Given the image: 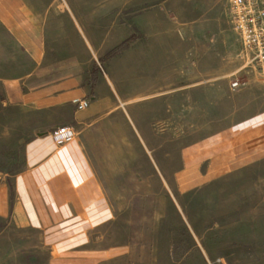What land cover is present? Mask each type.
<instances>
[{
	"label": "crops",
	"instance_id": "0c3cea01",
	"mask_svg": "<svg viewBox=\"0 0 264 264\" xmlns=\"http://www.w3.org/2000/svg\"><path fill=\"white\" fill-rule=\"evenodd\" d=\"M220 1L0 0V150L20 151L24 165L0 181V220L62 251L64 257L49 264L91 263L88 254L73 251L80 232L67 228L86 211L95 209L101 225L118 217L114 204L151 197L154 188L162 206L177 201L180 208V186L205 182L210 191L230 185L251 191L234 200L226 196L225 203L234 205L224 214L245 220L234 225H244L240 233L250 237L238 242L264 244V195L258 189L264 110L243 117L242 102L227 98L233 82L227 78L242 67L233 66L231 29L214 19ZM170 43L180 56V89L194 98L188 122H202L206 131L196 127L201 137L181 148L180 138L194 130L180 136L176 122L154 120L155 109L141 104L149 94L126 92L136 58L154 47L167 51ZM188 51L193 58L186 70ZM96 60L103 61L105 75ZM161 80L164 85L167 77ZM87 97L88 106L76 110L74 102ZM157 122L166 128L157 130ZM63 125L75 133L56 144L50 132ZM170 188H176V200ZM218 198L223 202V195Z\"/></svg>",
	"mask_w": 264,
	"mask_h": 264
},
{
	"label": "rangeland",
	"instance_id": "374dc122",
	"mask_svg": "<svg viewBox=\"0 0 264 264\" xmlns=\"http://www.w3.org/2000/svg\"><path fill=\"white\" fill-rule=\"evenodd\" d=\"M215 15L214 19H220L224 27H229L232 31L233 66L238 69L243 66L244 61L239 56L241 43L229 21L227 0L218 3ZM188 44L185 43L184 51L189 49ZM173 46L174 43L168 44L167 51L154 47L147 50L146 54L138 56L126 92L128 95L149 94L141 104L155 109L154 120L164 119L162 123H165L169 118L176 122L180 136L194 130L186 137L180 138L181 148L183 144L201 137L202 134L195 130L196 127L201 128L203 134L206 131L202 129L204 123L188 122L189 114L194 110V98L187 97L189 92L180 89V56L178 59L179 53L171 51ZM192 56L191 51L186 53V70L190 68L188 66ZM98 61L104 65L102 60ZM165 77L168 85L162 84L161 78L164 82ZM227 80L239 82L227 98L233 103L242 102L243 117L264 110V75L244 67ZM195 110L196 114L200 111ZM162 123L157 122L155 128H166V124ZM171 127L168 125L169 129ZM178 128L174 124L173 132H177ZM176 165L175 161L174 166ZM23 166L20 151L0 150V181L21 171ZM205 169L207 161L202 163L198 173L202 180L207 179ZM184 179L186 182L188 178ZM258 184L259 194L264 195V178ZM211 194L213 198L210 197ZM250 194L251 191L232 185L223 188L221 192L217 189L210 191L207 182L195 187L185 185L180 186L179 208L177 201L169 204V207L164 204L162 206L163 197L154 188L151 197L136 195L131 201L114 204L115 214L118 216L116 219L97 225L96 210H88L79 221L80 225L73 223V226L67 228L80 232V235L73 239V251L88 254L90 264H260L264 262V250H259L258 247L264 248V244L238 242V239L250 237L247 233H240V230H245V227H240L244 225H234L242 224L245 220L239 218V213L230 212L228 216L224 214L225 206L234 205L233 202L225 203L226 196L228 200H234L240 195ZM218 195H223V202L218 201ZM169 196L174 200L178 198L176 188H170ZM260 205L263 208L259 214L264 216V204ZM10 228L7 227V222L0 220V264H49L50 260L64 257L58 248L39 244L37 233L20 232ZM81 231L85 233L81 234ZM260 237L264 238V235Z\"/></svg>",
	"mask_w": 264,
	"mask_h": 264
},
{
	"label": "built area",
	"instance_id": "2783aa9c",
	"mask_svg": "<svg viewBox=\"0 0 264 264\" xmlns=\"http://www.w3.org/2000/svg\"><path fill=\"white\" fill-rule=\"evenodd\" d=\"M227 2L231 28L241 43L239 56L244 61L242 68L248 67L264 75V0H227ZM96 67L100 74H106L104 65L98 60ZM238 85V81L231 83L232 88ZM89 102V97L75 101L76 110L86 108ZM74 133L72 127L63 125L52 129L50 136L54 143L62 144Z\"/></svg>",
	"mask_w": 264,
	"mask_h": 264
},
{
	"label": "trees",
	"instance_id": "16d2710c",
	"mask_svg": "<svg viewBox=\"0 0 264 264\" xmlns=\"http://www.w3.org/2000/svg\"><path fill=\"white\" fill-rule=\"evenodd\" d=\"M129 41H130V40L128 39V40L122 42L119 46H117L116 48H114L113 50H111V51L108 53V55H111V54H113V53H116V52L120 51L122 48L126 47V46L128 45V43H129ZM93 79H94V80L96 79L95 75L93 76Z\"/></svg>",
	"mask_w": 264,
	"mask_h": 264
}]
</instances>
